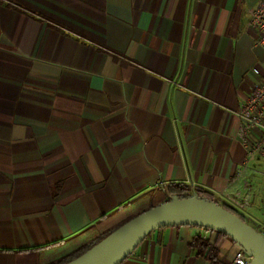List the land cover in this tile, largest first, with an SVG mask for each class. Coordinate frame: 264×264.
I'll return each instance as SVG.
<instances>
[{"label": "crops", "instance_id": "1", "mask_svg": "<svg viewBox=\"0 0 264 264\" xmlns=\"http://www.w3.org/2000/svg\"><path fill=\"white\" fill-rule=\"evenodd\" d=\"M257 1L0 0V264H53L171 184L263 228L260 159L237 175ZM235 244L166 226L121 264H229Z\"/></svg>", "mask_w": 264, "mask_h": 264}, {"label": "water", "instance_id": "2", "mask_svg": "<svg viewBox=\"0 0 264 264\" xmlns=\"http://www.w3.org/2000/svg\"><path fill=\"white\" fill-rule=\"evenodd\" d=\"M199 226L223 233L264 264V235L228 209L196 197L174 198L128 219L97 243L63 264H121L153 230Z\"/></svg>", "mask_w": 264, "mask_h": 264}, {"label": "built area", "instance_id": "3", "mask_svg": "<svg viewBox=\"0 0 264 264\" xmlns=\"http://www.w3.org/2000/svg\"><path fill=\"white\" fill-rule=\"evenodd\" d=\"M249 14L250 26L257 34L255 43L264 49V0H258L249 9ZM254 72L261 75L259 81L243 98L237 110L238 139L245 154L242 168L237 175L246 171L254 161H264V70L255 68ZM187 193L189 197L199 198L197 190ZM262 230L264 232V225ZM229 264H253V257L240 245L235 244Z\"/></svg>", "mask_w": 264, "mask_h": 264}, {"label": "trees", "instance_id": "4", "mask_svg": "<svg viewBox=\"0 0 264 264\" xmlns=\"http://www.w3.org/2000/svg\"><path fill=\"white\" fill-rule=\"evenodd\" d=\"M170 192L172 193V195H171V198H169L167 201H169V200H171V199H174V198H186V197H189V195H188V193H187V192H188V188L185 187V186L182 185V184H171V186H170ZM197 192H199V193H203L204 195H206V196H208V197H212V196H210V194H208V193H206V192H204V191H202V190H197ZM224 208H226V207H224ZM226 209H228V208H226ZM228 210L231 211L230 209H228ZM231 212H233V211H231ZM233 213H235V212H233ZM235 214H236V213H235ZM236 215L239 216L238 214H236ZM239 217H240L242 220H244L241 216H239ZM244 221H245V220H244ZM207 230H209V229H207ZM108 233H109V232H108ZM108 233H106L105 235H103L102 237H100L99 239H97L96 241L92 242L91 244H88V245H86V246L80 248L79 250L75 251L74 253H72V254H70V255H68V256H66V257H64V258H62V259H60V260H58L57 262H55V263H53V264H63V263H65V262H67V261H69V260L75 258L76 256H78V255H80L81 253H83L84 251H86L88 248H90L92 245H94L95 243H97L99 240H101V239H102L104 236H106ZM218 233H220V232H218ZM220 234H223V233H220ZM223 235H225V234H223ZM263 235H264V232H263ZM194 243L198 244L202 250H204V249L207 248L206 244H205L204 242H202V240H201L200 238H197V239L194 241ZM207 255H208V257L211 258V259L214 257V255H215V250H214L213 247H210V249H209L208 252H207Z\"/></svg>", "mask_w": 264, "mask_h": 264}, {"label": "rangeland", "instance_id": "5", "mask_svg": "<svg viewBox=\"0 0 264 264\" xmlns=\"http://www.w3.org/2000/svg\"><path fill=\"white\" fill-rule=\"evenodd\" d=\"M255 165H257V166H261L262 167V169H263V171H264V161L263 160H260L257 164H255ZM249 216L247 215V218H245L246 220V222L247 223H249V225H252V222H251V220L248 218ZM257 231H259V232H261V233H263V230H262V228L260 229V228H258V229H256Z\"/></svg>", "mask_w": 264, "mask_h": 264}]
</instances>
